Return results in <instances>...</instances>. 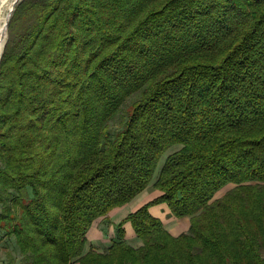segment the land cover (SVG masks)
I'll use <instances>...</instances> for the list:
<instances>
[{
	"label": "trees",
	"instance_id": "16d2710c",
	"mask_svg": "<svg viewBox=\"0 0 264 264\" xmlns=\"http://www.w3.org/2000/svg\"><path fill=\"white\" fill-rule=\"evenodd\" d=\"M7 30L0 230L26 264H264V0H21Z\"/></svg>",
	"mask_w": 264,
	"mask_h": 264
},
{
	"label": "crops",
	"instance_id": "0c3cea01",
	"mask_svg": "<svg viewBox=\"0 0 264 264\" xmlns=\"http://www.w3.org/2000/svg\"><path fill=\"white\" fill-rule=\"evenodd\" d=\"M150 199V193L148 191H143L126 205L113 209L108 213L106 218V221L110 223V227L107 228L106 232L99 230V226L105 221V219L100 218L96 220L87 233L86 249L90 246L96 248L98 251H104L106 248H108L114 236L113 225L118 224L126 215L135 211ZM149 212L153 217L160 219L164 225V228L173 236H177L182 232H187L188 230V219H175L171 217L169 209L164 204L151 207ZM184 220L187 222V225L186 227H182V229L178 224L179 222H184ZM1 235L2 231L0 230V238ZM9 239L12 240V238ZM124 239L134 248H137L141 245L140 240L137 239L128 223L124 225Z\"/></svg>",
	"mask_w": 264,
	"mask_h": 264
},
{
	"label": "rangeland",
	"instance_id": "374dc122",
	"mask_svg": "<svg viewBox=\"0 0 264 264\" xmlns=\"http://www.w3.org/2000/svg\"><path fill=\"white\" fill-rule=\"evenodd\" d=\"M20 1L21 0H18L17 3H19ZM6 3H7V0H0V19L2 17L6 16L7 13H8L7 4ZM15 5H14V7H15ZM7 39H8V30H6L5 42L7 41ZM132 101H133V98H129L125 102V104L122 107V109L119 111V113L113 119V121L110 123V128L111 129L114 130V129H117V128L120 127V121L122 120V117H123V115L125 113V109H126V107L129 104H131ZM175 149L176 148H174L173 150H175ZM173 150L168 151L167 154H169ZM164 157L160 161L161 163H162ZM160 162H159V165H160ZM232 187H233V185L226 186L218 194H216L215 198L221 197L227 190L231 189ZM149 193H150V191H149ZM0 211H1V204H0ZM178 225L180 226V228L186 227L187 222L184 220V222H179ZM108 227H110V223L108 221H104L99 226V228H100L99 230L106 232ZM0 240H1V242H0V264H26V262L24 260V256L19 252L17 246H15L14 238H12V240H10L7 236H5V233L2 231V235H1Z\"/></svg>",
	"mask_w": 264,
	"mask_h": 264
},
{
	"label": "bare ground",
	"instance_id": "6f19581e",
	"mask_svg": "<svg viewBox=\"0 0 264 264\" xmlns=\"http://www.w3.org/2000/svg\"><path fill=\"white\" fill-rule=\"evenodd\" d=\"M16 1H18V0H7L6 4H7L8 13L6 16H4L0 19V55H1V51H2L3 45L5 43V39H6L5 24L7 22V17H8V14L11 11V9L14 6Z\"/></svg>",
	"mask_w": 264,
	"mask_h": 264
},
{
	"label": "water",
	"instance_id": "95a60500",
	"mask_svg": "<svg viewBox=\"0 0 264 264\" xmlns=\"http://www.w3.org/2000/svg\"><path fill=\"white\" fill-rule=\"evenodd\" d=\"M17 3V1L15 2V4ZM14 4V5H15ZM13 10H14V6L12 7V9H11V11L9 12V14H8V17H7V22H6V24H5V29L7 30V27H8V22H9V19H10V17H11V13L13 12ZM6 43V42H5ZM5 43H4V45H3V48H2V51H1V55H2V52H3V49H4V46H5ZM1 55H0V58H1Z\"/></svg>",
	"mask_w": 264,
	"mask_h": 264
}]
</instances>
